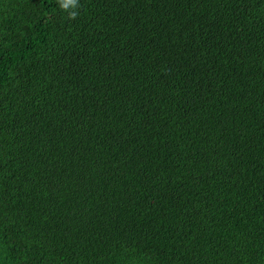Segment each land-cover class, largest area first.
I'll list each match as a JSON object with an SVG mask.
<instances>
[{
    "label": "trees",
    "instance_id": "trees-1",
    "mask_svg": "<svg viewBox=\"0 0 264 264\" xmlns=\"http://www.w3.org/2000/svg\"><path fill=\"white\" fill-rule=\"evenodd\" d=\"M0 264H264V0H0Z\"/></svg>",
    "mask_w": 264,
    "mask_h": 264
}]
</instances>
